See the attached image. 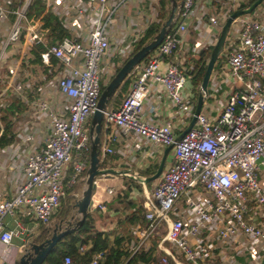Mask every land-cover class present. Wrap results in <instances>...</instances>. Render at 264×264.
Masks as SVG:
<instances>
[{
  "label": "built area",
  "instance_id": "obj_1",
  "mask_svg": "<svg viewBox=\"0 0 264 264\" xmlns=\"http://www.w3.org/2000/svg\"><path fill=\"white\" fill-rule=\"evenodd\" d=\"M39 1L73 34L44 46L36 57L37 76L24 81L18 71L30 60L29 50L42 44L47 29L28 20L26 4L20 10L0 5V69L11 62L14 66L6 70L7 94L0 92V100L30 95L32 115L48 123L46 136L26 156L23 182L10 196L0 195L1 253L12 247L13 238L20 239L22 252L26 235L51 220L65 191L87 168V122L101 88L131 55L137 39L119 49L117 61L112 60L115 69L105 77L108 30L126 0ZM160 1L148 2L151 16L157 15ZM254 1L181 0L172 28L126 76L128 87L119 106L103 112L102 155L113 154L111 145H116L126 160L135 152L148 160L171 146L172 164L149 193L143 187L140 218L127 226L125 238L119 236L118 255L108 259L115 255L109 249L95 251L88 264H264V0L231 20L194 124L175 141L195 107L189 80L195 65L187 66L189 54L199 57L231 15ZM8 16L14 17L10 24ZM191 31L195 38L189 46ZM159 90L170 104L174 126L171 120L155 121L153 109L154 118H143L144 103L152 99L156 108ZM219 95L222 104L216 102ZM18 137L21 143L32 139L27 127ZM132 176L139 177L134 171ZM95 210L105 207L92 204L90 211ZM16 215L27 218L30 228L16 224V229H6L4 219ZM88 247L78 245L74 264H81ZM62 262L73 264L68 256Z\"/></svg>",
  "mask_w": 264,
  "mask_h": 264
},
{
  "label": "crops",
  "instance_id": "obj_2",
  "mask_svg": "<svg viewBox=\"0 0 264 264\" xmlns=\"http://www.w3.org/2000/svg\"><path fill=\"white\" fill-rule=\"evenodd\" d=\"M12 1H15V3L13 4ZM111 1L115 2L117 0H111ZM141 1H142V4H145V6L148 4L147 0H141ZM19 2L20 0H0V5L3 6L5 9L20 10L25 6V4L27 6L30 0H28L27 3H26V0H23V4L21 7H15L17 6L16 3H19ZM139 2L140 0H132L127 3V0H126L125 3L121 5L120 11L115 14L111 27L108 30L110 44L112 42H118L120 38V34L115 30L116 17L122 14L124 9L127 6V11H129L130 14H132V16L128 18V20L130 19L135 20V14L138 11L137 9H138ZM40 3L42 4V2ZM42 5L44 8V11H46V13H48L50 16H52L54 19L58 21L59 27L61 28L63 32L66 33V36H70L73 34L68 29H65L62 26L61 19L55 16L51 12V9L49 7H47L44 3ZM26 6L24 8L25 10H26ZM147 10L149 11V14H150V10L148 8ZM13 19H14L13 16H8L7 18L8 23L9 24L12 23ZM28 20H35V19L32 17ZM38 22H40L41 26H43V22H41L40 20H38ZM149 24H151V22L147 23L145 27H142L139 30H130V28L127 27V41H129L132 38H138V35L141 32H143ZM190 33L191 34H190V39H189V46L192 45V43L194 42V38H195L194 32L191 31ZM48 35H49V29H47L46 33L44 34L42 44L38 46L44 47V46L49 45V39H47ZM55 41L57 40H54V42ZM119 42L122 43V41H119ZM135 42L132 44V47H134ZM38 46H34L29 50L30 60L27 61L26 65L21 66L18 71L19 76L25 77L24 81L28 80L30 77H36L37 73L39 72L40 66H39L38 61L36 60V55L33 54L36 47ZM2 60H5V65H6L8 62V59L3 57ZM8 68L11 70L14 69L13 62H11L10 65L6 66V70ZM6 70L4 69V66L0 69V77H1L0 78V92H5L7 94V91H6V88L8 86L7 81L3 85V82L8 76V73ZM18 79L19 78L17 77L16 80L18 81ZM190 79H191V75H189V80ZM14 84L15 83L11 84V87H13ZM157 95L159 96L160 100H159L158 105H156V108L153 107L154 102L152 101V99H147V101L144 103L143 118L148 119V118L153 117L152 112H149L150 109H153L155 110V121H157L158 123L168 122L169 120H171L170 104L164 97V93L162 91L159 90L157 92ZM193 95H194V92H193ZM196 98H195L194 103H196ZM33 99L34 98L32 96L26 95V98L24 99H22L20 96L18 97L13 96L10 98L5 97L2 100H0V110L8 108L12 104L14 106H18L19 111L15 112V115L18 114V118L22 119L21 126L19 127V130L17 134L15 135V139L13 140V142L10 145L0 149V195L5 196V197L10 196V193L12 192V190L17 185L23 182L24 177L22 174V167L26 159V156L28 153H30L34 149V147L37 144H40L42 142L43 137L46 136L47 131H48V123L46 119L44 118L36 119L30 111V103L33 101ZM216 102H219L220 104H222L223 103L222 96L220 95L217 96ZM174 121H175L174 119L171 120L172 126L175 125L173 124ZM23 127L28 128V130L31 133L32 139H29L25 141L24 143H21V140L19 139L18 136L21 130L23 129ZM87 129H88V125H87ZM101 133H102V128H101ZM101 139H102L101 140V143H102L103 133H102ZM111 148L114 152L113 154L119 158V161L116 164V169H110V170L117 171L121 169H129L137 173L143 172L149 167H151L152 164H155L157 159L160 160L163 150H164V149L163 150L159 149L158 151H156L152 159L146 160V158H144L140 152H135V153H131L128 159L126 160V154L122 152V149L119 146L111 145ZM131 151L132 149H130L129 147L127 152H131ZM170 151L165 156V159L168 157V160H169L168 167L172 164V156H171ZM120 167H123V168H120ZM130 181L131 183H129ZM260 182L264 184L263 177L260 179ZM134 183H138V182L133 181L123 176H117L116 178L97 177L95 181V190L93 191L91 195V201L94 205L103 204L105 207V210L100 211V212H106L105 220L107 221V224H108L106 232H110L112 227H114L116 224H118L121 221H126L128 223L127 224L128 226L131 224L129 222L130 219L133 218L134 216L136 219L133 221V223L139 219L138 210L142 212L141 205H142V200H143V194H142V190H139L138 188L134 186ZM157 183H158V180L153 183V187ZM138 184L142 185V189H143L144 184L142 183H138ZM108 190L111 192L110 194L107 193ZM122 193H127V195L122 196L121 195ZM117 207L121 209V214H119L120 212L117 211ZM90 212L93 213L95 211H90ZM109 221L111 223H109ZM4 224H5V228L8 230L16 229L17 228L16 224L21 225L24 228V230H27L30 228V221L27 218H20L18 215L10 217V218H5ZM126 229L127 227L122 232H117L114 236V237L117 236V238L119 239V244L121 242V239L119 238V236L125 238L124 235H125ZM36 231L32 233H36ZM28 234H31V233H28ZM109 238L111 240L113 236H110ZM14 239H17L19 241L18 245L15 247L16 249L13 247V245L5 253H1V249H0V264H14L15 262L17 263L18 255L21 253V251L18 250L20 239L18 238H14Z\"/></svg>",
  "mask_w": 264,
  "mask_h": 264
},
{
  "label": "trees",
  "instance_id": "obj_3",
  "mask_svg": "<svg viewBox=\"0 0 264 264\" xmlns=\"http://www.w3.org/2000/svg\"><path fill=\"white\" fill-rule=\"evenodd\" d=\"M14 4L15 1H12ZM23 4V0H20L19 3H16L17 6L21 7ZM168 14V1L161 0L158 4L156 22L149 24L143 32L138 35L137 41L134 44L133 51L131 53L134 54L138 51L142 46L146 45L153 36L159 30L161 23L166 19ZM25 16L27 18H34L35 20H40L43 22V27L49 29V45L54 44V40H60L61 38L66 36V33L61 30L59 27V23L56 19L50 16L46 11H44L43 5L39 0H30L28 5L26 6ZM212 47L207 48L205 51H202L199 54L198 60L195 62V69L191 74V85L192 90L194 92V100L197 97L199 92V87L201 83V79L203 77V73L207 64V60L209 59L210 51ZM44 50V47L38 46L33 52L34 55H37ZM130 55V56H131ZM124 63V62H123ZM121 67V66H120ZM119 67V68H120ZM119 68H116L115 73ZM128 87V81L124 79L122 84L116 90L114 96L109 100L106 105V110L111 109L115 110L119 104L121 103L123 97L126 95V90ZM104 88V87H103ZM101 88L100 92L103 90ZM18 106H14L13 104L5 109L0 110V149L10 145L15 139V135L17 134L19 127L21 126L22 119L18 118V114L15 115V112H18ZM88 125V122H87ZM103 127V121L101 128ZM101 136L102 133L100 131L99 135V168L101 169H116V164L119 161V158L114 154L102 155L101 154ZM88 162V155H87ZM158 163H156L153 167H149L143 172H139L138 175L141 178L151 177ZM123 168V167H120ZM86 171V169H85ZM85 171L81 176L78 177L76 184L71 188L65 191V198L61 202L55 216L52 219V222L46 225H39L36 233H31L26 235L27 241L39 244L43 242V240L47 239L50 236L51 229L58 225L62 224L70 217L73 216L75 218V211L72 210V201L74 200V195L80 190L83 182ZM131 183V181L129 182ZM122 196H126L127 193H122ZM140 218L141 211L138 210ZM135 216L130 219V223L132 224L135 220ZM109 232L106 231H96L93 226V220L91 218L90 213H88L82 222L81 226L72 234L61 238L50 250V252L46 255L42 264H63L62 259L65 256L71 257L73 260V264L77 259V250L79 244H89L87 251L80 257L81 264H88L89 255L95 251H104L109 249L114 256H110L109 258H115L118 255L117 246L119 244V239L112 238L110 240ZM114 261H106L105 264H113ZM14 264H17L16 262Z\"/></svg>",
  "mask_w": 264,
  "mask_h": 264
},
{
  "label": "water",
  "instance_id": "obj_4",
  "mask_svg": "<svg viewBox=\"0 0 264 264\" xmlns=\"http://www.w3.org/2000/svg\"><path fill=\"white\" fill-rule=\"evenodd\" d=\"M169 3L168 14L166 19L161 23L159 30L153 36V38L144 46H142L138 51L128 57L114 76L110 79L108 84L100 92L95 110L93 111L89 121H88V162L87 168L84 175V182L80 188V195L72 201V210L75 211L76 220L71 223L73 216H70L64 223V228L56 233V226L51 229L50 236L43 240L39 244H34L27 241L22 249V252L18 255L17 264H42L46 255L50 252L53 246L65 236L75 232L84 221L88 212H90L92 207L91 195L95 190V181L97 177L112 178L117 176H123L138 183L146 184L150 183L160 177L162 173L163 164L165 161L166 154L171 150V146L166 147L163 150L162 156L158 162L157 168L151 177L141 178L133 177L132 171L129 169H121L117 171L109 169L99 168V135L101 131V125L103 120V112L106 109V105L109 100L114 96L116 90L122 84L126 76L140 63L145 57L150 54L161 42V40L166 36L169 30L174 25L179 7L181 5V0L176 2L175 0H167ZM262 0L254 1L247 9L238 10L234 12L230 19L226 21L223 25L219 36L212 47L209 55L208 62L206 64L203 77L201 79L199 92L196 98V103L194 107L193 117L191 118L188 125L182 131V133L175 138L178 141L184 134H186L194 124L195 116L198 114L201 107L202 93L206 92L208 80L213 66L217 60L218 54L221 51L223 40L225 37L226 30L231 22L237 16L241 14H248L251 12ZM61 226V224H58Z\"/></svg>",
  "mask_w": 264,
  "mask_h": 264
},
{
  "label": "rangeland",
  "instance_id": "obj_5",
  "mask_svg": "<svg viewBox=\"0 0 264 264\" xmlns=\"http://www.w3.org/2000/svg\"><path fill=\"white\" fill-rule=\"evenodd\" d=\"M150 0H147V3L149 2ZM176 2H179V0H175ZM169 6V4H168ZM147 7H148V4L145 6V4H142V1L140 0L139 4H138V11L136 12L135 14V20L133 19H130L128 20L129 17L132 16V14H130L129 11H127V6L126 8L124 9L123 13L118 15L115 19V30L120 34V38H119V41H123L122 43H120L119 41L118 42H112L110 44V47H109V51L108 53L105 55L104 57V61L105 63H107L106 65V69H107V74L105 75V77H109L111 74H112V71H114L115 68L111 69L112 68V60H116V53L119 51V49L127 46V27L130 28V30H139L140 28L142 27H145L147 25V23L151 22L152 20H155L156 17L154 15H150L149 14V11L147 10ZM2 38H0L1 40ZM216 41H210L202 50V51H205V49L207 47H213L214 44H215ZM194 45V44H193ZM198 59V56L195 55L194 57H191L190 54H189V57L187 59V66L190 67V69L193 68V66L195 65V61ZM117 61V60H116ZM208 61V60H207ZM4 76V75H3ZM114 75H112L110 77V79L113 77ZM110 79L107 81V84L108 82L110 81ZM128 79V78H127ZM126 80V78H125ZM188 83V81H187ZM106 84V85H107ZM105 85V86H106ZM104 86V87H105ZM103 88V87H102ZM106 110V109H105ZM90 119V118H89ZM171 152V151H170ZM170 154V153H169ZM168 154V155H169ZM159 160L157 159L155 164L158 163ZM155 164H152V167L155 165ZM168 165H169V160H168V157L165 159L164 161V164H163V171L166 170L168 168ZM158 179L150 182V183H146L144 185L146 191L149 193L151 188L153 187V183L155 181H157ZM134 186L136 188H138L139 190H142V185L138 184V183H134ZM80 195V190H78L77 192V195L76 197H79ZM117 211H119L121 214V209L119 207H117ZM90 213L91 215V218L93 220V226H94V229L98 232L100 231H107V221L105 220L106 218V212H98L97 210H95V212H88ZM55 216V215H54ZM53 216V217H54ZM53 217L51 218V220L48 222H52V219ZM47 223V224H48ZM109 223H111L109 221ZM113 224V223H112ZM127 222L126 221H121L119 222L118 224H116L114 227H112L111 231L109 232V235L110 236H115V234L117 232H122L126 227H127ZM19 241L17 239H12V244H13V247L15 248L17 245H18ZM16 249V248H15Z\"/></svg>",
  "mask_w": 264,
  "mask_h": 264
},
{
  "label": "flooded vegetation",
  "instance_id": "obj_6",
  "mask_svg": "<svg viewBox=\"0 0 264 264\" xmlns=\"http://www.w3.org/2000/svg\"><path fill=\"white\" fill-rule=\"evenodd\" d=\"M75 220H76V217L72 219L71 223H74ZM63 228H64V225H62V224H61V226L56 225V233L60 232Z\"/></svg>",
  "mask_w": 264,
  "mask_h": 264
}]
</instances>
